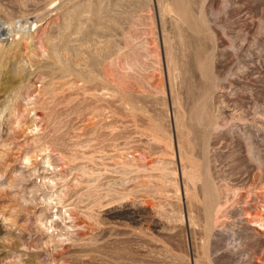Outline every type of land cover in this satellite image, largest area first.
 Instances as JSON below:
<instances>
[{"label":"rangeland","instance_id":"1","mask_svg":"<svg viewBox=\"0 0 264 264\" xmlns=\"http://www.w3.org/2000/svg\"><path fill=\"white\" fill-rule=\"evenodd\" d=\"M0 264H264V0H0Z\"/></svg>","mask_w":264,"mask_h":264},{"label":"bare ground","instance_id":"2","mask_svg":"<svg viewBox=\"0 0 264 264\" xmlns=\"http://www.w3.org/2000/svg\"><path fill=\"white\" fill-rule=\"evenodd\" d=\"M181 10H183V12L182 13H185L184 12V9H181ZM180 10V11H181ZM192 21V20H191ZM28 22H26V23H23V24H17V25H12L11 27H10V30L8 31V32H6L4 35H2V37H10V36H12L13 34H15V35H13L14 37H16V38H18V35L17 34H19L20 32L22 33V31L26 28L27 29V27H28V24H27ZM194 23V22H193ZM14 26V27H13ZM13 27V28H12ZM29 29V28H28ZM208 118V117H207ZM181 157V156H180ZM182 158V157H181ZM181 160V159H180ZM193 163V162H192ZM188 179V178H187Z\"/></svg>","mask_w":264,"mask_h":264}]
</instances>
